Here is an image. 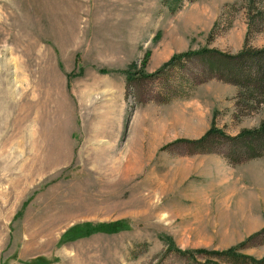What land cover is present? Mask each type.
<instances>
[{"label": "rangeland", "instance_id": "obj_1", "mask_svg": "<svg viewBox=\"0 0 264 264\" xmlns=\"http://www.w3.org/2000/svg\"><path fill=\"white\" fill-rule=\"evenodd\" d=\"M162 1L0 0V264H231L167 252L166 237L264 256L250 222L264 189L241 174L252 159L228 160L241 150L225 138L187 142L258 128L264 97L199 56L124 74L145 56L152 74L189 50L264 48V0Z\"/></svg>", "mask_w": 264, "mask_h": 264}, {"label": "trees", "instance_id": "obj_2", "mask_svg": "<svg viewBox=\"0 0 264 264\" xmlns=\"http://www.w3.org/2000/svg\"><path fill=\"white\" fill-rule=\"evenodd\" d=\"M166 0H163V4ZM184 0H178V4ZM191 1V0H188ZM177 9V8H176ZM147 55V54H146ZM199 56L205 63L207 72L210 75L217 77L226 83H230L237 87L239 96L243 94V91H247L249 96H263L264 97V48L261 49H249L243 48L235 55L225 54L220 51L203 48L196 51H186L173 55L166 63H164L157 71L152 74L145 73L143 68L146 65V56L141 61V68L134 70L136 65L132 64L125 74V81L127 84L138 79H154L160 74L171 70L172 68L180 65L185 59ZM133 68V70H132ZM228 139L233 145H237L241 152L237 151L236 147L233 149V154L225 156L228 160L241 161L259 158L264 154V123L258 128L251 130H241L235 136H229L223 131L211 127L201 138L195 141H187L194 143L199 147H206L207 143H212L214 138ZM207 152H211L207 150ZM122 228L120 222H113L107 225H94L89 223L83 224L80 228L81 235H88L93 230L117 232ZM264 235V227L252 235L256 237ZM167 243V252H175L179 255L194 256L196 254L203 255H215L228 258L231 264H264V256L256 258L252 255L244 254L240 252L242 245L238 247H231L226 250H181L176 247L170 237L165 238ZM219 264L218 262H213Z\"/></svg>", "mask_w": 264, "mask_h": 264}, {"label": "crops", "instance_id": "obj_3", "mask_svg": "<svg viewBox=\"0 0 264 264\" xmlns=\"http://www.w3.org/2000/svg\"><path fill=\"white\" fill-rule=\"evenodd\" d=\"M247 163L248 164L245 165L247 168L245 170L243 169L241 172L242 177L246 180V182H244L246 183L245 187L247 185V188L250 187L252 191H255L256 189H258L257 183L255 180L257 178H260L258 179L259 185L262 186L264 189V155L254 160L252 159L248 161ZM249 166H250V169H248ZM262 214L264 215V212L256 213V214L253 213L252 214L253 218L252 220H250V222L256 221V222L263 223L264 225V216H262ZM254 217H255V220H254Z\"/></svg>", "mask_w": 264, "mask_h": 264}]
</instances>
